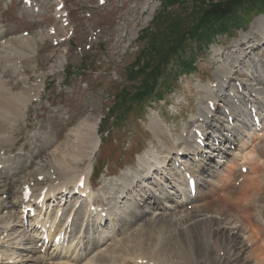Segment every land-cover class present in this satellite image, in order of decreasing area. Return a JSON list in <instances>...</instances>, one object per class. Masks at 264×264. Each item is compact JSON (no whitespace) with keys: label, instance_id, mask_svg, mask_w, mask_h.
I'll return each mask as SVG.
<instances>
[{"label":"rangeland","instance_id":"obj_1","mask_svg":"<svg viewBox=\"0 0 264 264\" xmlns=\"http://www.w3.org/2000/svg\"><path fill=\"white\" fill-rule=\"evenodd\" d=\"M58 1L32 0L26 5L22 0H0V88L9 95L5 107L0 109V264H73L77 259L78 264H163L160 259L159 263L147 259L137 262L127 256L124 249H118L120 244L117 245L116 240L121 238L118 231L121 224L131 214L142 211L147 218L137 220L141 215L134 220L127 226L130 231L133 224L138 223L133 232L144 227L142 236H157L159 233L155 229L159 223L151 219L166 216L172 224L160 238L169 235L171 239L177 231L183 235L187 232V220L195 211L197 217L190 219L191 223L196 221L197 228L205 231L211 229L207 235L214 239L219 236L214 229H229L230 235L240 237L238 243L247 247L244 254L249 264H254L258 251L264 254V200L256 202V209L250 202L256 227L251 225L244 229L235 218L236 213L241 212L236 203L225 199V189L220 192L224 188L220 187V181L239 159L236 154L253 149L258 143L254 137H261L263 127L258 130L253 125L247 107L255 105L263 125L264 44L259 46L258 40L262 43L264 38L257 34L264 28V11L249 7L240 10L237 16L241 17L242 29L218 37L207 45L206 51L195 49L193 44L190 45L193 49H184L186 52L181 56L184 60L189 55L195 56L196 69L191 73H182L181 68L169 61L157 79L162 99L137 101L127 94L128 103H124L118 94L128 89L124 84L126 66L134 61L137 44L141 46L136 41L140 30L162 7L159 1L106 0L99 4L98 0H63L69 25L63 26L57 38L49 35L48 30L62 25L56 17ZM67 32L71 33L69 38L60 40ZM34 44L36 48L32 51L29 47ZM28 87L32 90L25 101H20V96L15 97ZM210 102L215 107L205 115L210 110ZM228 115L232 121L227 119ZM207 116L212 120L206 128V141L210 144L208 149L202 151L200 148L202 155H197V150H187L185 145L189 140L196 145L193 129L199 128ZM94 117L99 120L94 121ZM94 124L97 130L91 139L99 140L100 130L105 135L94 157L88 162L90 150L87 149L81 159L71 160L78 175L89 171L84 176L92 186L91 193L81 197V191L66 197L57 190L55 195L62 196L60 205H55L50 195L45 198L46 204L53 205L47 213L45 211V218L50 215V222L55 223L61 212L63 219L58 220L56 229L66 230L68 237L66 242L64 237L55 246L50 237L43 245L42 232L35 226L40 224L41 228L43 219L40 221L39 216L35 221L33 217L30 222V216L26 215L28 219L24 220L23 205L30 204L26 208L34 206L31 205L34 201H24L22 187L30 183L36 193L47 188L48 182L41 180L49 162L54 163L62 155L58 147L68 140V144L63 145L64 150L73 153L82 142L81 132L87 126L93 129ZM213 136H217L214 141ZM245 163L250 164V167L245 166L248 175L264 185V176L258 177L259 172L264 173V165L248 160ZM233 169L241 171L238 167ZM175 171L194 173L200 184L196 197H191L186 177L181 175L182 181L179 173L173 174ZM51 178L55 181L53 184L58 185L56 175ZM35 180L41 183L36 185ZM239 182L240 179L233 182L234 191L238 190L235 186ZM246 186L250 192L253 190V186ZM212 187H217L219 192L209 197L204 192ZM92 202H97L106 215L89 210ZM42 210L43 207L35 204L36 214H41ZM69 215L72 217L70 224L64 221ZM52 216L55 217L51 220ZM211 217L218 222L215 221L210 229L202 227ZM244 221L248 224V217ZM198 232L203 233L202 230ZM250 232L258 235H252L251 242L247 238ZM187 239L190 240L188 246L195 248L193 238ZM195 240L203 249L205 243ZM177 241L179 244L180 239ZM253 244H257L256 251ZM160 245L162 247L161 242ZM111 246L116 247L117 252L115 249L109 252L107 248ZM145 246L148 249L144 252L152 251L151 244ZM241 246L234 245V249ZM206 248L209 256L195 257L194 264H211V256L223 264L222 250L217 248L215 254L212 246ZM259 258L264 264L263 255Z\"/></svg>","mask_w":264,"mask_h":264},{"label":"bare ground","instance_id":"obj_2","mask_svg":"<svg viewBox=\"0 0 264 264\" xmlns=\"http://www.w3.org/2000/svg\"><path fill=\"white\" fill-rule=\"evenodd\" d=\"M53 29H55V34L52 35L53 37H55L58 34V32L62 31V27L60 25H57L56 27H53ZM49 35H51V34H49ZM258 35H261V36L263 35V38H264V28L259 31V33L257 34V36ZM257 40H258V38H257ZM261 44L263 45L264 42L261 43L258 40V45L260 46ZM29 46H30V44H29ZM34 46H36V45L34 44L33 47H29V49L32 50V51L35 50L36 47H34ZM31 90L32 89L30 87H28V89H25V92L22 91L20 93H16L15 97L20 96V98H21L20 101H25L27 94L30 93ZM0 96L2 97V98H0V109L3 110V107H5L6 100L9 99V95L7 94V92L4 91V88H0ZM10 99H11V97H10ZM210 112H211V110L208 109L205 112V115H208ZM4 118H5V116L3 115V119ZM96 119L99 120L97 117H94L93 120L96 121ZM211 121L212 120H210L208 118V116H207L206 118H204L202 120L201 125L199 124L200 125L199 126V129H201L206 135L208 134V133H206V128L207 129L209 128V126L211 124ZM153 123H155V122L153 121ZM262 127L263 128L261 129V137L260 138L258 136H255L254 137L255 141L257 140V142H258L256 144V146L254 145L253 149L250 148L248 151H244L243 153H240V154L237 153L238 155L236 154V157L239 158L238 159L239 161L238 160H235V162H233L232 166L227 171V174L225 175V177L222 178L221 181H220L221 182L220 183V187L221 188L224 187L223 189L220 190V192H222V190L225 189L226 190V191H224L225 192V196H226L225 199L228 200L229 202H233L234 204L236 203L237 209L239 208V211L242 213V214L241 213H236L237 214V217L235 216V218L238 220V222H240L241 226L244 229L250 228L251 225L254 224V221H253V218H252V217H254V215H253V211L254 210L251 207V205L253 204L254 208L256 209L257 208L256 202H257V204H259L260 201H263L264 200V185L261 184V180H257L255 177L250 176V174L248 175V170H246V173L245 174L241 172L242 171L241 170L242 167H245L246 165L250 167V164L249 163H245V160H248V162H252V161H256L257 163L260 162L262 165H264V124L262 125ZM96 130H97V126L95 124H94L93 129L90 128L89 126H87V128L84 129L83 132H81V136H82L81 137V141H82L81 144L79 146H77L76 150L73 153H68V152H66L64 150V146H66L68 144V140L65 141V144L63 143L64 146L63 145H60L58 147L59 154H62V155L59 156L58 159H56L54 161V163L49 162V165L47 167L48 169L46 170L47 172H45V174H43L44 176H43V179L41 180L42 182L45 180V182L47 181L48 184H49L47 186L48 189H47V191L45 193V198H46V196L48 197V195H50L51 192H52L53 194L50 195L49 197L52 196L53 197L52 199H54L53 201L55 203H58L60 201V198H62V196L59 197L58 195H60V194L57 193V192H56L57 194L55 195V191H57V190L58 191L59 190L60 191H63L70 184H72L73 186H75V184L78 181V179L81 176V174L78 175L77 169H76V167H74V163H73V166H72L71 160L74 162V160L76 161V160L81 159L86 154L87 149L90 150L89 151V159H88V162H90L89 160H92V158L94 157L96 151L98 150V148L100 146V142H99L98 139H97V141L91 139V137L93 136V134L96 133ZM228 139H229V141L232 144L234 143V140L232 141L230 138H228ZM236 140L237 139H235V141ZM213 141H214V139H213ZM251 141H252V139H251ZM242 144L244 145V142H242ZM60 147H61V149H60ZM208 147H209V145H208ZM185 148L187 150H193V151L197 150L198 152L196 154L197 155H200V154L202 155V152H199L200 147H198L197 144L194 145L193 142H191L190 140H189V142L186 143ZM177 151H179V149H177ZM234 167L235 168L238 167L241 171H238V172L233 171L234 170L233 169ZM51 169H53V172L50 171ZM49 171H50V173L48 174ZM88 173H89L88 170H87V172L85 171V174L86 175ZM177 173H179L180 176L181 175H185L183 173L181 174L179 171H175V173L173 172L174 175H177ZM53 174H55L56 175V179H58V185L57 184H53L55 182L51 178V176ZM260 176H264V173L259 172L258 173V177H260ZM181 179L183 181L184 178H182V176H181ZM237 179H240V182L238 183L239 185H236L235 186V189L238 188V190L234 191L232 189L233 182L235 180H237ZM85 180H86V187L84 185V188L81 189V190H79V192H81V191L82 192H85V190L87 189V180L88 179H86V177H85ZM187 181H188V179H186V187H187ZM40 183L41 182H37L35 180V183L34 184L37 185V184H40ZM231 183H232V185L230 187L225 188L227 185H229ZM29 185H30V183H29ZM199 185L200 184L198 183V179L196 178V188H195V195H194V197H196L197 194L200 191ZM246 185L253 186V190L250 192V190L247 189V186ZM217 186H219V185H217ZM216 189H218V188L217 187L216 188H213V187L212 188H208L207 189L208 191H206L204 193H206L209 197H211L212 195H214L215 192H217ZM23 190H24V187H23ZM32 190H33V187H32ZM185 190H186V188H185ZM39 191H41V189H39ZM204 193L202 195H205ZM39 194H40V192L37 194V196H39ZM68 194H70L71 196H74L75 192L68 191ZM246 194H249V196H246ZM238 195H240V196L238 197ZM65 196L67 197V194H65ZM22 197H23V195H22ZM66 197H64V198L66 199ZM188 198H190L189 194H188ZM208 198H204V199H208ZM44 200L45 199H43V201L40 204V206H39V204L37 205L39 208L43 206ZM49 200H51V199L49 198ZM29 201H31V198L29 199ZM250 202L252 204H250ZM22 204H24V203L22 202ZM28 205H30V204L23 205V211L25 210L26 206H28ZM31 205H34V203H32ZM105 205L108 206L107 203ZM109 209H110V207H109ZM101 211H103V209L100 210V213H101ZM142 212L139 213L140 215L138 213L131 214L130 216H128V218H126V220L123 221V223L121 224L120 229L118 230V231L121 232V238H119L118 240H116L117 245L120 244L119 247H118V249L119 250L124 249V251L126 252V255L127 256H130V258L132 257L136 261L138 259H145V260L147 259L148 261L149 260H151V261L153 260V262L154 261H157V263H159L158 260L160 259L163 264H194L193 262H196V258L195 257L202 256V255H205V254L207 256H209L210 253L208 251L204 250V248H205V246H207L206 249H208L209 246H212V249H213L214 252H215V250L217 248L219 250H222L223 251V254H224V258H223V261H222L223 264H240V262H242L241 264H249L248 258L244 254V252L247 250V247L246 246H241L238 243V242H240L239 241V238L240 237H238V235H235V234L230 235L229 229L227 230V228L224 229L222 227H218V229H214L213 230V231H215L219 235V236L215 237V239L212 238L211 235H207V234L210 233V231H211L210 227L213 226V223L216 224L215 221L218 222V220H214L212 217L210 219H207V222L205 221L204 224L202 225V227H204L206 229H210V231L209 230H206L205 231L204 229L197 228L198 224L196 223V221L194 223H191L190 222V219H194V218L197 217V213L195 211H194V213H190V215H189L190 216V219L187 220L189 222L188 228H187V232L183 235V233L177 231L176 235L173 238H171L172 241L170 242L169 240H171V239L168 238L169 235L168 236H163L162 238H160V236L162 234H164L163 232H165L166 229L172 224L171 219L170 218H167L166 216L165 217L162 216L161 218L159 217V219H157V220L156 219H154V220L151 219L152 217L150 218L152 222H158L159 223V227L157 229H155V230L158 231L157 234L159 233V235H157V236H155L154 234H151V235H143L142 236L141 235V229H143L144 227H141L136 232H133L132 230L133 229L134 230L136 229V224H138V223H134L133 226H132V230H131L132 232L130 231V227H127V226L129 224H131L132 222H134V220H136L137 218H139L141 215H142V217H140L137 220H140L143 217L147 218L146 212H144V211H142ZM222 212H225L224 209L222 210ZM88 215H90V214H88ZM95 215H97V214H95ZM21 217H22V215H21ZM34 217H35L34 220L36 221V219L39 217V213L36 214ZM66 217H68V216H66ZM243 217H244V219L246 217H248V222H249L248 224L245 223ZM62 219H63V216L60 217L59 222ZM98 219H100V217ZM225 219H227V218L225 217ZM43 221L44 222L41 223V226H45L46 222H50V218L47 216V218H43ZM146 221H148V219H146ZM182 222H184V220L183 221H180V223H182ZM253 226L256 227L255 225H253ZM51 227L52 226H49L48 227L47 234L50 233ZM123 228H125L124 229L125 231H121ZM198 230H202L203 233L202 234L199 233ZM173 233L171 234V236L173 235ZM235 233H236V231H235ZM250 233L251 234L249 235V237H247L248 240H249V242L253 241L252 240V238H253L252 235H254L255 237H258L257 233H255V232H250ZM189 236L191 238H193V241L195 243V248H192V247L188 246L190 240L187 239V238ZM51 238L52 239L54 238V234L52 235ZM178 239H180L179 244H178V241H177ZM195 239H198L199 242H202L203 241V243H205L203 249L198 246V242L196 243V240ZM160 242L162 243V247L160 245ZM146 244H151L152 245L150 247V249H152V251H150V252H144L145 249H148L145 246ZM234 245L241 246V247L238 250H236V249H234ZM252 246H253V249L254 250L257 248V244H253ZM221 247L226 248V250L224 251ZM107 249H108L109 252L110 251L112 252L113 249H115V251L117 250L116 247L114 248V246L108 247ZM216 253L217 252H215V254ZM218 254H219V251H218ZM260 255H263V257H264V254L261 251H258L257 256L255 258L256 259V262L254 264H262V261H258V259H260L259 258ZM220 256H222V255H220ZM218 259L220 260V258H218ZM70 260H71V258H70ZM77 260L73 264H78V263H76ZM67 261H69V260H67ZM79 261H81V259ZM140 262H142V261H140ZM197 263H199V262H197ZM60 264H70V263H68V262H66V263L62 262ZM91 264H92V262H91ZM211 264H219V262H217V257L211 256Z\"/></svg>","mask_w":264,"mask_h":264},{"label":"trees","instance_id":"obj_3","mask_svg":"<svg viewBox=\"0 0 264 264\" xmlns=\"http://www.w3.org/2000/svg\"><path fill=\"white\" fill-rule=\"evenodd\" d=\"M191 1L189 4L185 0H162L164 7L154 16L152 27L140 35L145 44L127 71L128 89L118 95L122 102L128 103L127 94L137 101L155 95L157 79L169 61L184 73L195 70L193 58L184 60L180 56L189 40L208 42L217 33L212 32L213 26H219V33L240 28L242 20L237 14L247 7L264 11V0ZM226 14L231 16V23L225 19ZM155 97L161 99V91Z\"/></svg>","mask_w":264,"mask_h":264},{"label":"snow or ice","instance_id":"obj_4","mask_svg":"<svg viewBox=\"0 0 264 264\" xmlns=\"http://www.w3.org/2000/svg\"><path fill=\"white\" fill-rule=\"evenodd\" d=\"M101 2H103V0H101Z\"/></svg>","mask_w":264,"mask_h":264}]
</instances>
